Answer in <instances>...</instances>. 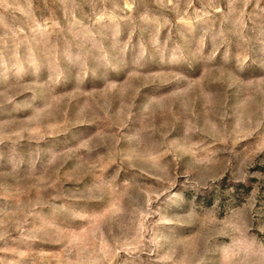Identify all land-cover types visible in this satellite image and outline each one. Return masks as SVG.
<instances>
[{"label":"rangeland","instance_id":"1","mask_svg":"<svg viewBox=\"0 0 264 264\" xmlns=\"http://www.w3.org/2000/svg\"><path fill=\"white\" fill-rule=\"evenodd\" d=\"M0 264H264V0H0Z\"/></svg>","mask_w":264,"mask_h":264}]
</instances>
